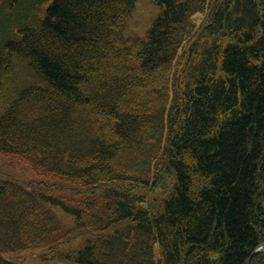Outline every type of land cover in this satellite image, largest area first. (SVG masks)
Listing matches in <instances>:
<instances>
[{"label": "trees", "instance_id": "obj_1", "mask_svg": "<svg viewBox=\"0 0 264 264\" xmlns=\"http://www.w3.org/2000/svg\"><path fill=\"white\" fill-rule=\"evenodd\" d=\"M43 1L3 24L0 264H264V0H156L132 41L135 0Z\"/></svg>", "mask_w": 264, "mask_h": 264}, {"label": "rangeland", "instance_id": "obj_2", "mask_svg": "<svg viewBox=\"0 0 264 264\" xmlns=\"http://www.w3.org/2000/svg\"><path fill=\"white\" fill-rule=\"evenodd\" d=\"M37 0H29L30 6H32V3H35ZM51 0H45L42 2V5L39 8H36L33 10L35 13V17L39 19V17L43 14L44 9L48 6ZM15 4L11 3V0H0V47L3 46L5 39L8 35H13L14 33V27H11V31H9V34L5 31V22H8V19L12 17L7 16V13H13V6ZM159 12L158 7L155 4V0H136L134 9L131 13V15L128 17L127 23L125 25L124 29V37L128 40H131L133 38H141L145 32L148 30V28L151 25L152 20L156 16V14ZM3 14V15H2ZM31 14V16H34ZM202 19L201 14H197L194 17V20L198 23ZM6 20V21H5ZM13 38V37H11ZM190 46L188 43H185V45L179 50V57L182 58L179 60L185 61L188 57H191L190 53H188V49ZM4 51V50H3ZM13 60H15L18 63V60L13 57L10 59V64L8 66L7 71H11L12 77H15L19 81H22L24 84H28L31 80L34 79V77L30 74V72L26 69V66H23L22 63L18 67V64H15L16 67H12ZM182 67V64H181ZM177 69V68H176ZM129 99V98H127ZM53 212L55 213L56 217L60 220L62 223L64 229L68 230L72 228L74 224V218L65 212H63L58 207H51ZM37 252L30 253V252H24L20 254L19 258H23L25 260L26 264H52V262H41L37 259Z\"/></svg>", "mask_w": 264, "mask_h": 264}, {"label": "bare ground", "instance_id": "obj_3", "mask_svg": "<svg viewBox=\"0 0 264 264\" xmlns=\"http://www.w3.org/2000/svg\"><path fill=\"white\" fill-rule=\"evenodd\" d=\"M14 27V26H13ZM14 28H18V26H15ZM14 35V34H13ZM13 35H8L7 38H11Z\"/></svg>", "mask_w": 264, "mask_h": 264}]
</instances>
